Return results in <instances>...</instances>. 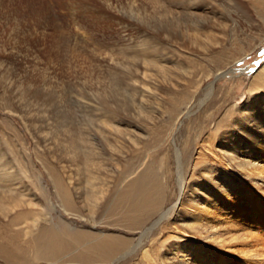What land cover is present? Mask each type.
<instances>
[{
    "label": "rangeland",
    "instance_id": "obj_1",
    "mask_svg": "<svg viewBox=\"0 0 264 264\" xmlns=\"http://www.w3.org/2000/svg\"><path fill=\"white\" fill-rule=\"evenodd\" d=\"M263 5L264 0H0V241L28 225L33 229L36 218L35 232L68 224L97 236L121 233L130 241L142 239V249L158 262L166 259L167 249L103 219L110 198L145 160L164 185V208L170 207L179 192L178 152L189 180L200 152L222 153L233 132L243 137L235 160L210 155L214 176L221 178L206 182L214 198L219 188L212 185L218 182L239 190L230 194L229 215L242 216L238 221L252 231L256 203H262L257 211L264 217V184L251 179L246 164L253 159L247 152L251 134L264 137L256 123L264 122ZM246 102L251 112L243 116ZM60 188L70 197L69 210L81 215L65 211ZM2 206L9 209L3 212ZM171 221L161 220L150 238L167 232ZM179 224L188 232L179 241L184 248L193 253L196 245H211L187 230V222ZM226 231L220 230L231 239L241 234L239 228ZM32 233L19 234L18 244ZM143 250L125 253L117 264H147ZM66 258L34 264H78Z\"/></svg>",
    "mask_w": 264,
    "mask_h": 264
},
{
    "label": "bare ground",
    "instance_id": "obj_2",
    "mask_svg": "<svg viewBox=\"0 0 264 264\" xmlns=\"http://www.w3.org/2000/svg\"><path fill=\"white\" fill-rule=\"evenodd\" d=\"M229 71H232V69H230ZM220 72L219 74L215 75L217 79L227 73L228 70ZM261 77L264 82V77ZM263 84L264 83H262V85ZM213 85L214 83L211 84V88L213 87ZM258 85L259 83H257L255 86L257 87ZM250 95L252 97V94ZM248 104L249 102H246L244 108L240 109L242 111L241 115L244 116L246 115L248 110L250 111V107L248 106ZM186 106L187 110L185 112L187 113L189 112L191 105L190 103H188ZM180 114L183 113L180 112ZM236 118H238V116ZM171 119L173 118L171 117ZM256 123L258 127H264V122H262L261 119ZM162 129L164 128L162 127ZM162 129L160 128L159 131H161ZM240 132L246 133V131L244 130H241ZM251 136L253 137V142L248 148L247 152L250 154L249 157L253 159L246 162V164L249 165L248 175L254 182L264 184V137L258 138L254 133H252ZM242 140L243 137L241 135H236L233 132L230 135V142H228L230 143V145H228L227 147L224 145L227 149L224 148V146L220 148L221 150H223V152L221 151L222 153L218 152V154L213 151L214 149L211 150L210 147L208 148L210 149L208 151L202 150V152H200L199 154V158L193 165V173L189 180H187L184 176L183 166L180 162V153L178 152L179 192L177 194L175 203L168 208H164L163 206L166 198L164 189H162L164 185L161 187L159 181L160 179L157 177V174H155V172L152 173L153 169L151 170V168H149V163L144 166L146 162L145 160H143L141 165L137 166L136 169H134L129 174V177L131 176L130 178H128L127 180H123L124 182L121 187H119L115 194L110 198L109 205L104 210L105 213L103 215V219L105 218L114 224L123 226L124 228H127L128 230L134 231L136 233L140 232V235L142 237L146 239L148 238L152 241L154 247L158 249L161 247L167 249V252L170 256L166 257V259H164V257L158 262L155 258H153V256L148 255L150 253L148 249H142L144 244L142 239H138V242H136L135 240V242L130 241L131 239L128 236L121 233H99L100 235L97 236L93 233L94 231L90 232L91 230L85 231L81 229H71L68 224H64L65 226L63 229H59L58 227H50L49 229H36L37 232H35L34 228H36L39 223L38 219L36 218L32 222V225L34 224L33 229L29 227L30 225H28L26 229H23V231H17L15 235L7 236L1 239L0 258L5 264H34L35 262L38 263L39 259H44L49 262H56L63 260V258L67 256L68 258L66 259L68 261L78 262V264H89L93 262H104L107 264L113 262V264H117L122 259L125 253L143 250L142 253L145 254L144 258L146 259L147 264H264V234L260 233V228H262L263 226L264 217L263 214H261V211H257L258 209H260L259 206H261L262 203H256L257 205H255L256 209L254 210V219L258 222L254 223V229L251 228L252 231L255 232L249 231L247 229V226L249 224L244 225L241 221H238L242 220V216L237 218L238 220H232L233 218H231V216L229 215V201L232 198V195L230 194H239V190L233 188L231 185L227 186L226 184H224L220 188L218 186V182L212 185V187L219 188L217 191L218 197L214 198V195L212 194L214 192L212 188L207 184V182L209 183L211 180L216 179L217 181H219V179L221 178V176H218L219 179H217L216 175L214 176V164L211 162L212 160H209L210 155H214H212V159L235 160L234 158L238 153L237 151L239 150V148H241ZM209 141L210 139L208 138L207 142ZM198 174L199 176H197ZM259 186L261 187V189H264V185L263 187L261 185ZM59 191L62 193L61 196L64 198V201L62 203H65V211L71 215H81L82 213L79 214L74 210H69L71 201L65 189L60 188ZM90 197L92 199V196ZM193 197H196L197 199ZM244 198L245 196L243 195L241 199ZM211 203L212 205H210ZM191 204H195V206L193 208H190ZM13 206L16 205L13 204ZM206 206H208L209 208H205ZM1 209L4 212L8 210L9 207L2 206ZM90 211L93 210L90 209ZM90 213L91 214L88 215L90 221H94L95 212ZM237 213L239 214L238 211H236V213L233 212V214L235 215ZM187 215H191L194 220L188 218ZM155 216L159 217L153 224L149 226V224L153 222ZM175 216L179 220L176 221L174 218ZM184 216L187 217V220H180L184 218ZM165 217L166 220L168 218H173V221H171L168 226H166L167 224L165 225L166 228L164 229L167 232L161 233V236L155 238L154 240L151 239L150 236L153 235L155 229L160 226L158 224ZM16 219V217L13 218L12 222ZM184 221L189 224V226L187 225V230L191 229L193 235H196L197 238V235H201V238L210 242L211 245H207L204 243H201L202 245L199 244L202 247L196 245L195 249L198 250L193 251L192 253V251L184 248L182 244H179V241H182L184 239L187 240L188 237V232L184 229L185 227L181 228L179 224L180 222ZM12 222L11 225H14ZM234 228H239L241 230V234L236 239H231L220 232V230L223 229V231L227 235L226 230H231ZM31 232H33L31 238L22 242L24 244H18L20 242L18 238L19 234H21L22 236L23 234L29 235ZM213 251L216 252V254L212 253ZM155 252L156 251H154V253ZM230 252H233L234 255L229 254Z\"/></svg>",
    "mask_w": 264,
    "mask_h": 264
}]
</instances>
